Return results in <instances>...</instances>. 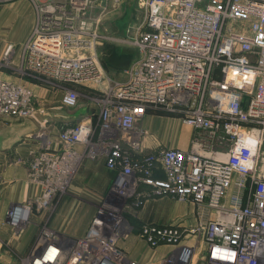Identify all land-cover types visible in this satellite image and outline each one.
<instances>
[{
	"label": "built area",
	"instance_id": "obj_1",
	"mask_svg": "<svg viewBox=\"0 0 264 264\" xmlns=\"http://www.w3.org/2000/svg\"><path fill=\"white\" fill-rule=\"evenodd\" d=\"M95 1L33 0L37 22L25 65L32 76L63 85L67 107L78 105L79 85L102 78L89 49L99 19L86 12ZM139 4L145 19L132 31L137 55L125 78L89 90L100 107L96 121L34 135L39 146L27 162L28 179L40 190L13 203L8 222L19 228L34 213L52 212L79 161L103 157L116 171L111 189L118 197H168L193 209L136 232L118 214L122 208L107 203L83 235L66 240L45 222L31 264H264V0ZM149 110L183 117L192 129L189 146L148 147L150 132L139 123ZM37 112L26 82L0 79V121ZM244 130L259 135L252 141ZM129 238L153 251L151 261L122 246Z\"/></svg>",
	"mask_w": 264,
	"mask_h": 264
},
{
	"label": "crops",
	"instance_id": "obj_2",
	"mask_svg": "<svg viewBox=\"0 0 264 264\" xmlns=\"http://www.w3.org/2000/svg\"><path fill=\"white\" fill-rule=\"evenodd\" d=\"M36 22L37 10L33 0H0V57L10 43H26L32 34ZM0 78L17 82H28L33 87L36 96L39 98L38 100L42 102V85L31 83L15 70L2 71L0 69ZM39 112L43 113L44 109L42 110V107H40ZM49 114L54 119H49V117L44 119L48 122V127L43 125V119L41 120L38 115L36 118L10 116L0 121V238L4 243L3 247L0 248V264H31L29 257L35 245L34 240L40 226L45 222H48L49 226L55 229L62 239L66 240L83 235L93 220L92 211L80 212L79 200L74 198L67 199L69 198L67 197L60 201L55 212L34 213L30 221L23 225L20 230H17L19 228H14L8 222L7 211L10 206L13 203L24 202L34 197L40 190L39 185L28 179L27 162L31 157V151L39 146L34 134L45 127L54 134L58 132L56 120L60 119L61 121L62 114L56 110H52ZM98 117L99 112L87 109L85 115L70 119L67 123L88 119L96 121ZM158 118L162 119L163 129L156 133L154 125ZM176 120L170 116L147 112L139 123L140 126L145 127L150 132L145 139V144L150 148L164 146L162 143L187 148L190 144L191 133L189 134V140H185L184 143L178 142L176 136V138L166 137V134L169 133L168 129L172 127V123ZM187 128L190 132L192 131L190 126ZM86 161L88 167L87 175L94 173L98 177L105 178L110 172L113 174V180L115 179L116 171L109 170L103 157L96 159L88 157ZM83 175L84 171L81 170L79 172L80 178L78 179L81 182ZM80 185L82 184L78 182L79 187ZM182 206L184 205L182 204ZM183 213L179 215L183 217L187 214V212L186 214ZM178 216L173 217V220L178 219ZM132 239L133 241L131 242L129 239L123 241L122 246L130 251L131 245L135 247L137 245L135 249H139L141 245V248H145V253L130 252L136 258L140 256L145 261H151L153 251L146 248V244L143 241L137 238Z\"/></svg>",
	"mask_w": 264,
	"mask_h": 264
},
{
	"label": "rangeland",
	"instance_id": "obj_3",
	"mask_svg": "<svg viewBox=\"0 0 264 264\" xmlns=\"http://www.w3.org/2000/svg\"><path fill=\"white\" fill-rule=\"evenodd\" d=\"M56 1L68 2L69 0ZM139 1L140 0H96L86 12L89 17L99 19V21H96L93 25V28L97 32L95 37L91 39L89 49L92 54L97 57V65L102 74V78L98 80V82L88 85L81 84L78 86L79 97L78 105L76 107H67L62 104L61 95L63 94V85L52 84L30 74L25 65L26 53L28 55V48H26L27 43H10L8 48L6 47L4 53L0 57V69L2 71L15 70L19 75L24 79L29 80L31 83L42 85V102H40L33 87L27 82L33 90L35 106L39 110L40 107H42V110L44 109L43 113L39 112V110L37 112V115L41 117V120L43 119V125L48 127V122L44 119H48V117L49 119H54L49 114L52 110H56L62 114L61 121L60 119L56 120L58 130H60L61 125L68 120L85 115L87 109H90L91 111L95 110L97 113L100 111L99 104L91 98L89 90L93 91L95 86L105 89V84L110 80H122L126 76V70L136 58L135 48L130 42L133 37L132 31L145 19V10L144 8H141ZM7 50L10 51L7 52ZM148 112L177 119L172 123V127L168 129L169 133L166 134L167 138L177 137L178 142L184 143L185 140H189L190 135L192 137V131L190 132L187 128L188 125L180 115L157 110H149ZM162 124V119L158 118V121H156L154 125L156 133L163 129ZM258 135L259 133H256L257 137ZM162 145L170 146V144L166 143H162ZM86 158L88 157L85 156L79 161V165L73 176L72 184L66 190L59 192L56 195L52 206L54 212L61 200L63 201L67 197H69L67 199L74 198L79 200L80 212L87 210L92 211V221H95L101 217V214L98 213V208L109 203L110 205L122 208L118 214L134 221L135 231L137 232L140 226L145 222L159 224L170 223L173 221V217L178 216L183 212V214H186V212L188 213L193 209V206L189 203H182L175 199H169L168 197L149 198L147 200L139 201L136 197L137 195L133 193L127 197L120 198L111 189L113 174L109 172L108 175L105 174L107 175L105 178L98 177L94 173L87 175L88 167ZM81 170L84 171L82 182L78 180L80 178L79 172H81ZM78 182L82 184L80 187L78 186ZM182 204L184 206H182ZM179 216L178 218H182V215ZM22 226L17 230L23 228ZM39 235L40 231L37 233L34 243ZM124 240L125 239L120 243L123 244ZM129 241L131 242L133 239L129 238ZM136 247L131 245L130 251H136L142 254L145 253L146 250L145 248H141V245L139 249H135Z\"/></svg>",
	"mask_w": 264,
	"mask_h": 264
},
{
	"label": "bare ground",
	"instance_id": "obj_4",
	"mask_svg": "<svg viewBox=\"0 0 264 264\" xmlns=\"http://www.w3.org/2000/svg\"><path fill=\"white\" fill-rule=\"evenodd\" d=\"M10 50H7V52H9ZM0 79H2V78H0ZM5 80H7V79H5ZM63 95V94H62ZM62 99V98H61ZM244 133L247 135V136H250V139L252 140V141H254L255 139H256V132H252L253 134H250L249 135V133H248V130H244ZM20 228V227H19ZM133 256V255H132ZM134 257V256H133ZM136 258V257H135Z\"/></svg>",
	"mask_w": 264,
	"mask_h": 264
},
{
	"label": "trees",
	"instance_id": "obj_5",
	"mask_svg": "<svg viewBox=\"0 0 264 264\" xmlns=\"http://www.w3.org/2000/svg\"><path fill=\"white\" fill-rule=\"evenodd\" d=\"M135 52H136V55H137V51H136V49H135ZM132 223H133V224H135V222H134V221H132Z\"/></svg>",
	"mask_w": 264,
	"mask_h": 264
}]
</instances>
